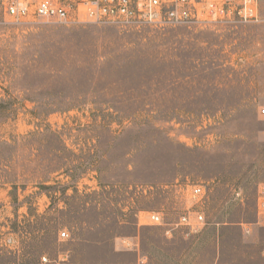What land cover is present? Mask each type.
Returning a JSON list of instances; mask_svg holds the SVG:
<instances>
[{
    "label": "rangeland",
    "instance_id": "rangeland-1",
    "mask_svg": "<svg viewBox=\"0 0 264 264\" xmlns=\"http://www.w3.org/2000/svg\"><path fill=\"white\" fill-rule=\"evenodd\" d=\"M263 106L264 0L253 22L0 16V264H264Z\"/></svg>",
    "mask_w": 264,
    "mask_h": 264
},
{
    "label": "built area",
    "instance_id": "built-area-1",
    "mask_svg": "<svg viewBox=\"0 0 264 264\" xmlns=\"http://www.w3.org/2000/svg\"><path fill=\"white\" fill-rule=\"evenodd\" d=\"M260 0H0V16L14 21L46 20L60 23L149 24L168 27L207 24L215 20L253 22L259 19ZM264 116V106L259 110ZM192 199L204 202L202 185L192 187ZM237 195H239L237 193ZM257 207L264 214V183L258 186ZM151 224L169 226L158 212L148 214ZM205 224L203 212L184 213L179 221L166 228L167 237L175 229L185 227L186 233H198ZM249 232V228H246ZM68 236L67 232L60 237ZM197 264V263H192Z\"/></svg>",
    "mask_w": 264,
    "mask_h": 264
},
{
    "label": "crops",
    "instance_id": "crops-1",
    "mask_svg": "<svg viewBox=\"0 0 264 264\" xmlns=\"http://www.w3.org/2000/svg\"><path fill=\"white\" fill-rule=\"evenodd\" d=\"M255 213H256V215H257V218H258V221H260L261 219H264V214H260L259 213V211H258V207H257V198H256V202H255ZM259 223V222H258ZM244 227V230H246V228H249V232L248 233H250V231H251V227H250V225H244L243 226ZM123 243H124V241H123Z\"/></svg>",
    "mask_w": 264,
    "mask_h": 264
}]
</instances>
